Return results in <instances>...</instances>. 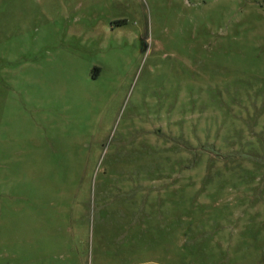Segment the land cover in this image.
<instances>
[{
	"label": "rangeland",
	"instance_id": "obj_1",
	"mask_svg": "<svg viewBox=\"0 0 264 264\" xmlns=\"http://www.w3.org/2000/svg\"><path fill=\"white\" fill-rule=\"evenodd\" d=\"M0 264H264V0H0Z\"/></svg>",
	"mask_w": 264,
	"mask_h": 264
}]
</instances>
